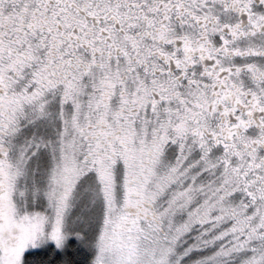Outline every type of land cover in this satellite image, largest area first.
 <instances>
[{
  "label": "snow or ice",
  "instance_id": "snow-or-ice-1",
  "mask_svg": "<svg viewBox=\"0 0 264 264\" xmlns=\"http://www.w3.org/2000/svg\"><path fill=\"white\" fill-rule=\"evenodd\" d=\"M0 264H264V0H0Z\"/></svg>",
  "mask_w": 264,
  "mask_h": 264
},
{
  "label": "rangeland",
  "instance_id": "rangeland-1",
  "mask_svg": "<svg viewBox=\"0 0 264 264\" xmlns=\"http://www.w3.org/2000/svg\"><path fill=\"white\" fill-rule=\"evenodd\" d=\"M208 251L210 252V251H212V250L210 249V250H208ZM203 254H205V253H193L191 258H196L197 256H199V255H203Z\"/></svg>",
  "mask_w": 264,
  "mask_h": 264
}]
</instances>
